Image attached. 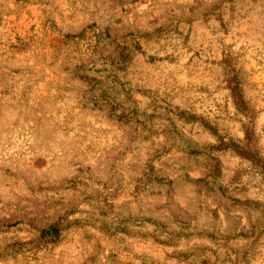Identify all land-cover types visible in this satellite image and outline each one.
I'll list each match as a JSON object with an SVG mask.
<instances>
[{"label": "rangeland", "instance_id": "374dc122", "mask_svg": "<svg viewBox=\"0 0 264 264\" xmlns=\"http://www.w3.org/2000/svg\"><path fill=\"white\" fill-rule=\"evenodd\" d=\"M0 264H264V0H0Z\"/></svg>", "mask_w": 264, "mask_h": 264}]
</instances>
